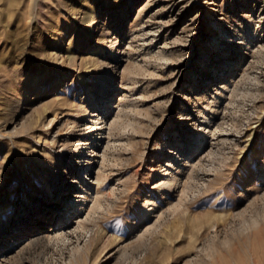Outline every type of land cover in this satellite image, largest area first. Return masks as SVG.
Segmentation results:
<instances>
[{"label":"rangeland","instance_id":"obj_1","mask_svg":"<svg viewBox=\"0 0 264 264\" xmlns=\"http://www.w3.org/2000/svg\"><path fill=\"white\" fill-rule=\"evenodd\" d=\"M214 111L213 146L158 189L175 131ZM100 168L86 226L33 240ZM0 264H264V0H0Z\"/></svg>","mask_w":264,"mask_h":264},{"label":"bare ground","instance_id":"obj_2","mask_svg":"<svg viewBox=\"0 0 264 264\" xmlns=\"http://www.w3.org/2000/svg\"><path fill=\"white\" fill-rule=\"evenodd\" d=\"M89 20H90V22H88V25L90 27H92L93 31H95V21L96 20L94 18V15H92ZM85 21L87 22V16L84 19V23H85ZM93 31H91V32H93ZM108 32H110V31H108ZM223 33H226L227 34V39H229V38L232 39L233 35H231L230 31H228L227 29H225V30H223ZM223 33L221 35H217L216 38H219L221 36V39H223ZM242 38H243L242 40H245L246 38H248V36H246L244 34L242 36ZM217 42H219V41L217 40ZM163 51H164V49H163ZM163 54H166V53H163ZM224 70H227V67H225ZM221 76L224 77V74L223 73H221L220 75L219 74H216L217 80L219 78H221ZM209 78L210 77L207 76V77H201V78L198 77V78L195 79L196 81H200V84H198V89L199 90H203L205 94H208V90L211 88L210 86L212 85L213 81H215L214 79H210L209 80ZM229 80H230V85H234L235 84V81H236L235 78H230ZM227 83L228 82L221 83L219 85V87L217 89V92H216V95H215L217 97L216 100L218 99V97L222 96L223 94L226 95L225 94V91H226L225 89H227V86H228ZM218 101H219V99H218ZM209 105H210V103H209ZM205 107L208 108V106H205ZM105 109L108 111V114L107 115H110L112 109L109 108V107H108V109L105 107ZM213 110H212V112H213ZM94 111H96V110L94 109ZM94 113L96 114V116L94 115L95 118L93 117L92 124L89 125L92 130H94L95 125H98L99 123L100 124H106L107 123V121H106L105 118H104V120L102 119L103 121H99V119L97 117H100V114L97 113V112H94ZM122 113L124 114V112H122ZM120 114H121V112H120ZM216 116L219 117L218 113H216V111H214V115L207 117L208 120H210V121L209 122H206V124L204 125V128H206V129H204L203 131L195 130V129H193L191 127V125H188V128L185 129V131H183L179 136H178V133H177L178 132V129L175 131V133H176L175 134V139L171 143V146L168 147V149H169L168 152H172L173 149H177L178 151L177 152L173 151V152L176 153L175 154L176 156H174L172 158L171 157H168L167 158V164L166 165H167V168L168 169H166V171L164 172V174H166V175L162 178L160 184L158 185V189L165 190L167 193L174 192V191H176L179 188L180 184L182 183V182H180L181 174L183 172L185 173L186 171H188V172L191 171L193 173V169H196L195 167L197 166V164H196V166H192V162L195 161L197 157H200L199 155L201 154V152H203L207 148V146H210V147H211V145L213 146V141L210 140V134L214 131L215 126H217V125H215L217 123V121H219V119L217 120V117ZM115 118H116V116L114 117V119ZM117 119L120 120L118 117H117ZM196 121L194 122V124H195L194 128H199V127H197L198 124H197ZM114 122H117V121L114 120ZM113 123H111L110 125H107V126H110L109 131H112L111 130L112 129L111 127H113L112 126ZM218 124H220V123H218ZM200 125H202V124H200ZM114 126H115V124H114ZM100 127H101V125H100ZM100 127H99V130L100 131L98 129L97 130L99 131V134H103L104 135V131H103L104 129H103V127L102 128H100ZM201 128H203V125H202ZM92 133H93V131H92ZM107 135H108V133H107ZM52 138H53V141L52 142L55 143L56 142V140H55L56 137L53 136ZM107 138H108V136H107ZM189 139H190V141H189ZM82 140L86 144V146L84 145V147L88 148L87 151H91L95 155H99V153H100L99 151H100V148H101L100 145H102V144H100V141H98L96 139L93 140L91 137L82 138ZM68 141L70 142V140H68ZM224 141H226V140H224ZM66 142H67V140H66ZM66 142H64V144ZM69 142H67L68 143L67 145H69ZM79 143H81V142H76L75 144H79ZM209 150L210 149H207V151H209ZM101 153H104V152H101ZM178 153H179V155H178ZM164 155L167 156V155H169V153L166 152V153H164ZM86 156L87 155H79L78 157H79V161L82 162L83 167H85L86 164H89L86 167V171H90V170H92L91 169L92 166H94V164L96 163L97 158H93V157L86 158ZM199 159H201V158H199ZM199 159H197V160L199 161ZM197 160H196V162H197ZM200 162H197V163H200ZM188 163H190V165ZM171 170L172 171H175V172L172 173L171 176H167L168 174H170V171ZM104 171L101 168L96 170V174L92 171L91 172V174H92L91 178H93V179H91V178H89V179H87V178L83 179V176L82 177L80 176V181H79V182H81L80 190L79 189L77 190V186L78 185L73 186V188H71V187L67 188L65 185H63L62 186V189H64V190H61V194L60 195H65V193H66V196H68V195L72 196V200H73L72 202H76L75 205H76L77 208L76 209H73L75 205L68 204L67 205V211H66V213L63 214L62 217H59L57 220H55V218H54L52 220V223H49V216H48V214L44 215V213H41L40 216H42V218L44 220L46 219V222L45 223L46 224H51L50 225L51 227H42L39 230L38 229H33L32 230V234L29 233V236L31 237V235H33V234L36 235L37 234L36 236L38 238L39 237L40 238L44 237V238L48 239L49 242H51L52 240H57V239H61V238L64 239L65 237L67 238V237L73 235L74 233L78 232L79 229H81L82 227H85L86 226V223L88 221H90L89 219L91 218V214L93 212L97 211L98 208H100V206L102 205V200H104L103 198H105V192L102 189V185L105 183V180H107L106 178L108 176H107V174ZM190 173H189V175H190ZM85 174H86V172H85ZM75 181H77V180H75ZM95 184H97V189H96V193L97 194L96 195H94V190H93L95 188ZM75 198H76V200H75ZM150 198L148 199V201L149 200H152V197H150ZM57 199H59L60 202H61V199L58 198V197L57 198H54L53 201H56ZM57 204H59V203L57 202ZM152 206H154V205H152ZM147 209H148V213H149V212H151V210L153 209V207H149L148 206ZM75 212L77 213V215L74 216V217H72V215ZM160 215L161 214H159L158 216H160ZM74 223H76V226L74 225ZM41 224H42V222L38 223V225H36V227L39 226V225H41ZM43 224H44V222H43ZM53 225H54V227H52ZM18 237H21V236H18ZM35 237H33V238H35ZM31 238H30V240H31ZM62 239H61V241H62ZM33 240H36V239H33Z\"/></svg>","mask_w":264,"mask_h":264}]
</instances>
